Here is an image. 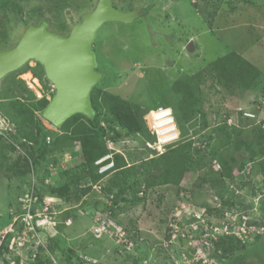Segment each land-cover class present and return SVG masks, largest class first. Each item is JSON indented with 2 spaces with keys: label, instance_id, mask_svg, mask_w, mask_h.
<instances>
[{
  "label": "rangeland",
  "instance_id": "1",
  "mask_svg": "<svg viewBox=\"0 0 264 264\" xmlns=\"http://www.w3.org/2000/svg\"><path fill=\"white\" fill-rule=\"evenodd\" d=\"M97 1L0 0V48L15 46L29 25L42 22L47 23L50 31L68 35L73 25L94 9ZM111 1L121 11L144 9L146 12L131 22L108 21L99 28L94 42L97 70L101 73L97 86L139 104L148 112L160 105L172 108L175 96L169 99L166 95L171 93L177 79L203 71L231 51L246 57L264 75V0ZM213 11L216 15L211 19L209 13ZM35 67L36 62L31 60L0 81V134L5 144L0 148L3 157L0 164L1 246L8 237L6 231L10 233L15 229L12 232L15 238L10 240L14 245L13 253L4 254L0 264L4 261L15 264L14 258L18 255L20 264H32L30 258L36 252L46 264H69L62 251L65 256H72L76 264H221L226 258L231 264H264V157L252 162L245 149L239 150V154L246 167L228 180L231 189L238 193L237 213L227 212L225 218L216 211L206 215L205 210L218 207L220 200L208 183L196 186L203 181L205 170L190 169L179 194L176 186H162L150 191L146 203H124L122 211L117 213L122 224L106 220V225L113 223V228L97 238L93 227L105 220L102 209L111 203V198L98 187L103 186L107 176L103 174L100 184H94L93 190L82 196L79 203L67 200L64 190L59 189L69 186L65 172L83 161L80 146L75 145L67 152H55L52 137L47 138L48 148L41 159L42 166L37 169L36 144L26 138L23 129L19 131L13 126L4 111V97L11 96L12 90L22 85L20 79L28 88L24 92L27 99L54 96L51 95L55 93L53 84L35 75ZM213 83L206 80L201 86V104L208 109L205 115L199 112L185 124L186 135L179 129L180 142L192 140L201 152L199 157L210 154L216 124L240 125L246 135H254L251 131L254 127L264 128L262 91L238 87L227 91L219 83ZM35 116L47 129L59 131L39 112ZM119 131L123 135L110 139L107 144L113 151L120 152L128 164H139L158 155L147 146V142L156 140L149 127L146 136ZM194 152L198 155V151ZM18 160L26 165L25 173L17 174L18 167L13 171L3 167L6 163L14 165ZM212 164L215 169L220 168L217 160ZM241 182L246 183V188ZM90 183L84 178L80 186ZM246 189L249 193H245ZM35 203L38 206L34 214H41L33 223L40 222L39 226L45 229L37 236L28 233L35 232L31 230L32 220L25 221ZM232 219L235 236L241 242H250L246 246L236 243L244 249L225 257L213 251L210 239L224 231V226L232 223ZM20 221L23 228L17 231L16 224ZM190 230L199 232V236ZM19 237L26 239L18 242Z\"/></svg>",
  "mask_w": 264,
  "mask_h": 264
},
{
  "label": "trees",
  "instance_id": "2",
  "mask_svg": "<svg viewBox=\"0 0 264 264\" xmlns=\"http://www.w3.org/2000/svg\"><path fill=\"white\" fill-rule=\"evenodd\" d=\"M145 12L144 10L140 16L145 14ZM209 14L212 19L216 15V11ZM35 62L36 67L33 68L34 74L46 78L49 82L43 65L37 61ZM263 76L262 70L250 60L238 52L231 51L211 62L203 71L177 79L171 87V93L167 94L166 98L171 99V97L175 96L176 102H173L172 108L177 126L179 127L178 129L183 131V133L185 132L184 135H186L188 129L185 128V124L191 122L199 112L202 115H205L207 112L208 109L201 104L200 92L201 86L206 80L219 83L227 91L238 87L246 90L262 91L264 93ZM20 82L24 88L17 86V88L12 90L11 96L4 97L6 99L4 111L7 113L13 126L19 131L23 129L26 138L36 144V148L34 147V161L37 169L42 166L41 159L48 148L47 138L52 137V151L55 152H67L75 145L80 146L83 161L65 172L68 175L69 186L65 187V189H59L60 192L64 190L63 193L67 200L79 203L82 196L87 195L93 190L92 186L99 183L104 176L98 172L99 165L96 163L113 152L114 169L108 171L109 174L104 180L103 186L101 185V189L106 197L111 198V203L105 205L102 211L107 216H105L107 220L116 224H122L117 219V213L120 210L122 211L123 207L121 206L124 203H146L150 191L156 187L176 186L179 194L182 190V182L186 174L190 172V169L205 170L202 176L203 181L197 182L196 186L200 187L203 183H208L214 190L218 201L220 200L218 207L207 208L205 214L211 215V213L213 214L216 211V214L221 218H225L227 212L235 214L239 210L236 202L238 193L235 189H231L228 180L235 177L236 171L242 172L246 167V164H244L240 157L239 150H247L252 162L264 157V128L261 125L251 130L254 135H246L240 125L224 122L214 126L215 138L211 145L210 154L207 157L203 156V154L199 157L201 152L194 147L192 140L180 142V135V140L168 147L164 153L152 156L139 164H128L125 157L121 153L111 150L107 143L110 139H117L123 135L119 129L128 135H148V126L144 119L145 114L148 112L147 110H144L139 104L99 88L96 84L91 92V102L94 109L93 117H87L79 113L74 114L63 123L59 131L54 132L47 129L42 121L35 116L37 112L40 115L42 114L50 98L42 96L39 99L34 97V101L27 99L24 92L28 88L21 79ZM215 83L213 84L216 85ZM51 95L53 96L54 92ZM163 106L170 107V105ZM31 127L33 128L29 130ZM8 146L14 149L11 144H8ZM3 147H5L4 138L0 134V148ZM194 151H198V155H195ZM2 159L0 151V164H2ZM213 160L219 162V169L214 168L212 164ZM7 164L3 167L12 171L14 167H18L19 171H17V174L26 172V165L21 164L20 160L16 161L14 165H8L9 167ZM84 178H88L91 183L88 186L81 187L80 185ZM241 184L242 187L246 188V183L241 182ZM245 193H249V191L246 189ZM250 194L257 193L250 192ZM162 198L163 195H161ZM37 206V203L33 205L32 212L37 211ZM262 206L264 207V199ZM70 213V211H67L68 215ZM252 214L256 218L255 214ZM113 223H110L107 227L112 229ZM36 229L39 233L45 230L37 225ZM125 230L130 231L128 227H125ZM232 230L233 227L230 228L229 233H218L215 238L210 239L213 243V251L229 257L230 255L237 254L238 250L244 249L236 244L241 241ZM190 232L196 233L199 236V232H194L193 230H190ZM104 233H101L98 237ZM12 235L13 233H9L5 243L1 246L0 258L4 254L13 253L9 248ZM241 243L244 244L241 246H246L247 244ZM57 247L59 248V246ZM62 254L69 264H76L72 256H65L64 251H62ZM75 256H78L77 253ZM30 259H32V256ZM226 259L221 264H231L230 261L228 262L229 259ZM14 260L16 264L21 263L19 255L15 256ZM44 263L45 259L40 253L36 252V256L32 259V264ZM3 264L9 263L8 261H4ZM196 264L202 263L196 262Z\"/></svg>",
  "mask_w": 264,
  "mask_h": 264
},
{
  "label": "water",
  "instance_id": "3",
  "mask_svg": "<svg viewBox=\"0 0 264 264\" xmlns=\"http://www.w3.org/2000/svg\"><path fill=\"white\" fill-rule=\"evenodd\" d=\"M142 13L143 9L121 11L111 0H98L68 35L50 31L45 22L29 25L15 46L0 48V81L29 61H37L55 88L43 117L59 129L74 114L93 117L91 92L101 79L93 48L98 30L108 21L128 23Z\"/></svg>",
  "mask_w": 264,
  "mask_h": 264
},
{
  "label": "built area",
  "instance_id": "4",
  "mask_svg": "<svg viewBox=\"0 0 264 264\" xmlns=\"http://www.w3.org/2000/svg\"><path fill=\"white\" fill-rule=\"evenodd\" d=\"M147 119H148L149 128L152 131V133H154L155 138H156L154 143L147 142V146L149 148L153 149L157 154H162L165 151L166 147L173 145V144H176L180 140V132L178 130V127H177V124L175 121V117H174V114H173V111L171 108L158 107L157 109L152 110L149 113ZM1 131H2V128H0V133H1ZM112 156H113L112 154H109L105 158H102L101 160L98 161V163L100 165L98 171L100 174H106L109 170H111L113 168V166H114L113 161H111L110 163H106V164L103 163V161L106 158H112ZM95 187H97V185H95ZM98 187L101 188V185H99ZM32 208L28 212L29 214H28V218L25 220L26 222H28L27 220L30 219V220H32L31 222L33 223L34 220L37 218V216H39L41 214V213L34 214L35 212H32ZM39 210H41V209H39ZM241 216H243V215H240V217ZM39 218H41V217H39ZM244 218H245V216H244ZM106 220L107 219L105 218V220H103L101 223L99 221L98 224H95L92 232L94 234H96L97 236L103 232H106V230L108 229V227L106 225V222H107ZM231 221H232V223L224 226V231H221L219 233H223V232L229 233L231 227H233V229H234L235 228V225L233 224L234 219L230 220V222ZM39 223L40 222H37L36 224L33 223L32 224L33 229H31V230H34L35 232L30 231L28 233L37 236L38 231L36 229V225L39 226ZM108 225H109V223H108ZM16 226H17V231L21 230L19 228H23V222L20 221L19 223L16 224ZM13 230H15V229H12V231L10 233L14 232ZM6 233H7L6 236H8L9 232L6 231ZM28 233H25V234H28ZM14 238L15 237H11L10 240L13 241ZM25 239H26V237H23V238L19 237L17 241L22 242V240H25ZM0 246H1V244H0ZM9 248H10V250L14 249V245H13V243H11V241L9 243ZM35 256H36V254H34L32 256V259ZM55 264H57V262Z\"/></svg>",
  "mask_w": 264,
  "mask_h": 264
},
{
  "label": "clouds",
  "instance_id": "5",
  "mask_svg": "<svg viewBox=\"0 0 264 264\" xmlns=\"http://www.w3.org/2000/svg\"><path fill=\"white\" fill-rule=\"evenodd\" d=\"M144 11V10H143ZM158 107H166V108H171V107H169V106H163V105H160V106H157L156 108H154V109H151L147 114H146V122H147V126L149 127V125H148V115H149V113L152 111V110H155V109H157ZM172 109V108H171ZM172 111H173V109H172ZM173 114H174V112H173ZM174 117H175V115H174ZM176 121V120H175ZM177 124V123H176ZM178 127V126H177ZM179 130V129H178ZM180 132V131H179ZM154 134V133H153ZM154 137H155V135H154ZM156 139V138H155ZM174 145V144H173ZM108 146H109V144H108ZM170 146H172V145H170ZM170 146H168V147H170ZM168 147H166V149L168 148ZM109 148L112 150L113 148L112 147H110L109 146ZM166 149H165V151H166ZM153 150V149H152ZM164 151V152H165ZM116 152V151H115ZM163 152V153H164ZM118 153H120V152H118ZM109 154H112L113 155V152H111V153H109ZM108 154V155H109ZM158 155H160V154H158ZM107 156V155H106ZM105 156V157H106ZM104 157V158H105ZM107 160H109L108 162H106ZM111 161H113V156H112V158H106L104 161H103V163L104 164H106V163H110ZM113 163H114V161H113ZM96 164H98L99 165V163L97 162ZM99 167H100V165H99ZM114 169V166H113V168L111 169V170H113ZM110 171V170H109ZM99 172V171H98ZM108 174H109V172H107L105 175L106 176H108ZM94 234V233H93ZM98 237V236H97Z\"/></svg>",
  "mask_w": 264,
  "mask_h": 264
}]
</instances>
